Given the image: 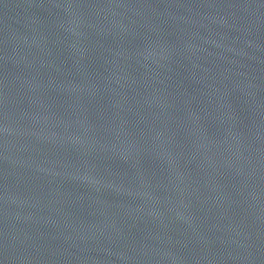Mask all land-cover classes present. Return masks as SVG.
I'll return each instance as SVG.
<instances>
[{
  "label": "water",
  "instance_id": "95a60500",
  "mask_svg": "<svg viewBox=\"0 0 264 264\" xmlns=\"http://www.w3.org/2000/svg\"><path fill=\"white\" fill-rule=\"evenodd\" d=\"M0 264H264V0H0Z\"/></svg>",
  "mask_w": 264,
  "mask_h": 264
}]
</instances>
